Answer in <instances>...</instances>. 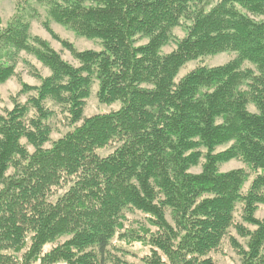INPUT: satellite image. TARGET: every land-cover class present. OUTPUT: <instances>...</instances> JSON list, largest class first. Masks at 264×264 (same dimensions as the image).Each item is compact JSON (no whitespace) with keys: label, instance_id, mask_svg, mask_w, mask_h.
I'll list each match as a JSON object with an SVG mask.
<instances>
[{"label":"trees","instance_id":"1","mask_svg":"<svg viewBox=\"0 0 264 264\" xmlns=\"http://www.w3.org/2000/svg\"><path fill=\"white\" fill-rule=\"evenodd\" d=\"M35 1L102 49L61 40L74 66L31 38L33 13L0 26V85L20 51L51 71L0 114V264H105L116 236L145 245L144 264H215L227 238L241 264H264V0ZM177 27L185 35L165 54ZM224 52L235 57L176 79ZM95 82L99 102L120 107L85 117ZM49 102L73 125L57 140ZM233 159L245 166L221 172ZM238 205L255 229L236 219ZM130 213L145 220L125 231Z\"/></svg>","mask_w":264,"mask_h":264},{"label":"rangeland","instance_id":"2","mask_svg":"<svg viewBox=\"0 0 264 264\" xmlns=\"http://www.w3.org/2000/svg\"><path fill=\"white\" fill-rule=\"evenodd\" d=\"M18 11H23L26 15L33 13V17L30 19L29 34L31 38L40 37L57 52L61 57L67 62L73 64L74 66H79L80 63L76 60L69 49H67L61 40H66L72 43L75 48L79 51L85 50H95L99 51L102 49L101 43L98 40L88 39L77 35L72 30L66 28L65 26L58 24L48 15L46 8L38 4L35 0H0V26L6 27ZM173 34L175 40H172L168 45H166L162 52L168 54L176 48L177 39L182 38L185 35V30L183 27H177L174 29ZM147 42V39H140L137 45H142ZM235 57L234 53L224 52L218 55L206 56L198 60H193L186 63L179 71L177 80L181 79L183 76L194 70L198 66H208L215 67L220 66L232 58ZM250 66L246 64L245 67ZM51 71L48 67L43 65V63L37 59L31 53L26 51H20L17 53L15 62V72L12 77H10L6 82L0 85V114H4L5 111L11 110L16 103L27 102L30 96L36 95V92L30 88L40 85V76H48ZM24 84L29 87H24ZM98 83L95 82L93 85L91 94L86 100L84 108V116H92L99 113L110 112L112 110H117L120 107L119 103H114L111 105L102 104L99 102L97 97ZM48 106L54 110V115L51 118L50 124L52 126L53 132L51 134L52 140H57L65 133H67L73 125L70 123L69 115L63 110V108L57 107L52 103H48ZM250 110L254 111V107H250ZM82 121L77 124H81ZM51 142L47 143L45 147H50ZM224 147H220L218 150H223ZM111 150L104 151L106 154ZM203 163V160L202 162ZM244 163L240 160L233 159L220 165L221 172H228L231 170L239 169L244 167ZM194 174H198L202 171L201 164L193 167L190 170ZM252 176L250 181L245 185L244 191L246 192L250 186ZM256 218H264V205H259L256 213ZM129 221L126 222V230L136 229L138 227L137 222L141 224L144 221V217L139 213H130ZM235 217L238 221L242 222L245 227L250 229H255L253 226L242 221V206L238 205ZM143 223V222H142ZM122 230V231H124ZM230 234L235 236L239 243L247 248V240L238 235L235 229H230ZM64 240V239H63ZM56 245V243H55ZM52 248L51 245L46 247V251ZM148 253V248L141 244L135 243L129 246L126 240L121 237L116 236L112 241L109 248V252L105 258V264H113V262H126L135 264H144L142 261L143 257ZM215 264H241V257L232 248L229 239H225L221 248L209 255Z\"/></svg>","mask_w":264,"mask_h":264}]
</instances>
